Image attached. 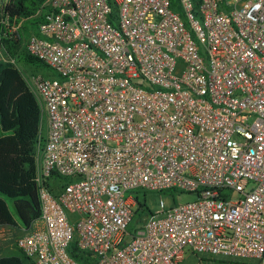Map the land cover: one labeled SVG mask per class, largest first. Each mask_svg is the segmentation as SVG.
<instances>
[{"label":"built area","instance_id":"2783aa9c","mask_svg":"<svg viewBox=\"0 0 264 264\" xmlns=\"http://www.w3.org/2000/svg\"><path fill=\"white\" fill-rule=\"evenodd\" d=\"M114 4L47 0L28 43L55 76H26L42 215L17 247L33 264H264V0ZM170 190L132 229L136 193Z\"/></svg>","mask_w":264,"mask_h":264},{"label":"trees","instance_id":"16d2710c","mask_svg":"<svg viewBox=\"0 0 264 264\" xmlns=\"http://www.w3.org/2000/svg\"><path fill=\"white\" fill-rule=\"evenodd\" d=\"M47 0H0V47L7 60L0 62V228H18L19 223L11 211L8 200L14 204L17 217L29 230L42 215L37 184L38 141L41 110L36 95L29 87L23 72L17 63L36 68H48L43 61L31 56L27 46L33 36L40 37V26L45 20ZM116 11L114 0H109ZM197 3V1H195ZM177 10L178 0H172ZM198 9V8H197ZM19 157L21 162L22 182L15 184L2 179V158ZM5 174V173H3ZM69 183L68 179L53 173L48 184L54 195ZM162 194L175 197V190ZM184 193H181V195ZM180 196V194H179ZM143 199V200H142ZM136 218L132 229L142 222L144 216L154 215L147 208V198L143 193H136ZM131 229V230H132ZM23 257L28 259L17 247ZM72 249H75L72 246ZM198 256V255H197ZM87 264L84 256H76ZM0 264H23L16 256L0 257Z\"/></svg>","mask_w":264,"mask_h":264},{"label":"rangeland","instance_id":"374dc122","mask_svg":"<svg viewBox=\"0 0 264 264\" xmlns=\"http://www.w3.org/2000/svg\"><path fill=\"white\" fill-rule=\"evenodd\" d=\"M7 57L0 47V62L6 61ZM19 69L23 72L25 79L26 76H44V77H54L55 73L50 68H36L24 65L21 62L17 63ZM0 137H1V127H0ZM3 160H11L13 163H8L4 165V173L7 177L13 180V183H21L22 173H21V162L19 157H4ZM2 175H4L2 173ZM1 175V176H2ZM6 181V180H5ZM164 200L167 208H173L175 205L173 200L168 198L165 194L151 192L147 197V204L149 209L156 213L160 210V201ZM143 200V199H142ZM197 196L195 194L184 193L177 198V205L186 204L190 202H195ZM9 207L11 211L16 216L19 223L18 228L3 227L0 228V257L4 256H16L19 257L23 264H33L28 262L21 252L16 249V241L19 237L27 232V229L22 225L19 218L17 217L14 209V204L12 201L8 200ZM182 264H256L254 260L248 259H236V258H224V257H212L208 255H194L192 252H188Z\"/></svg>","mask_w":264,"mask_h":264},{"label":"crops","instance_id":"0c3cea01","mask_svg":"<svg viewBox=\"0 0 264 264\" xmlns=\"http://www.w3.org/2000/svg\"><path fill=\"white\" fill-rule=\"evenodd\" d=\"M8 163H13V162L11 160H3L2 161V168H4V165L8 164ZM2 179L6 180V181H12L13 182V180L10 177H7L6 174L2 175ZM21 182H22V180H21ZM18 184H20V183H18ZM0 233H1V230H0Z\"/></svg>","mask_w":264,"mask_h":264}]
</instances>
